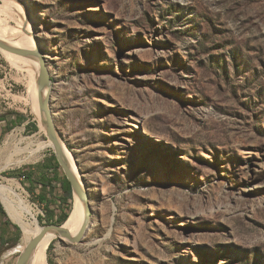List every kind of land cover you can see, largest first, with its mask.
<instances>
[{"label": "rangeland", "instance_id": "1", "mask_svg": "<svg viewBox=\"0 0 264 264\" xmlns=\"http://www.w3.org/2000/svg\"><path fill=\"white\" fill-rule=\"evenodd\" d=\"M10 1L5 34L23 40L21 7L91 212L79 243H48L47 264H264V0ZM32 70L0 50V184L45 227L62 192L40 183L55 154ZM29 140L44 146L14 153ZM0 206V264H16L21 231Z\"/></svg>", "mask_w": 264, "mask_h": 264}, {"label": "bare ground", "instance_id": "2", "mask_svg": "<svg viewBox=\"0 0 264 264\" xmlns=\"http://www.w3.org/2000/svg\"><path fill=\"white\" fill-rule=\"evenodd\" d=\"M8 1H9V4L11 5V7L13 8V10H16L15 9L16 6H15L14 2H12L10 0H8ZM17 13H19V15L21 14L23 16L21 18V20L19 21L21 29H22V33H23V40L15 37L14 35L5 34V27H4L3 20L0 19V41L5 43L8 47H10L12 49H16V50H20L18 48L19 42L24 41L25 52H27V54H29V55L28 56H22V58L24 59L25 62H27L28 59H31L32 68L34 70V71L32 70L31 72H33V73L35 72V82L36 83L34 82L35 87L31 88L32 111L34 114H36V117L39 119L40 128L42 130H45L44 125H43L42 113H41L42 97H39L42 95L39 93V90L37 89V87H38L37 81H38V77H39L40 64H39V60L36 57L35 53L39 52L40 48L35 45V42L33 40L34 38L32 37L31 32L28 31L27 29H25V26H24V22H26L25 14H24L25 12L23 11V9L21 7H18ZM20 51H22V50H20ZM32 53H34V55ZM16 60H17V58L14 57V61H16ZM36 61L38 62L37 63V69L35 66ZM47 93H49V90L46 89L44 91V95ZM40 117H41V119H40ZM49 143H51V141ZM51 145H52V143H51ZM43 146L44 145L42 143H36L34 141L29 140V142L26 143L25 148L15 149L14 153L20 154V153H23L26 151H30L33 148L39 150ZM64 154H65L66 160L68 162L69 161L68 156H67L65 151H64ZM68 163L72 169V172L74 173V175L78 179L79 183L81 184V181L79 178V172L77 171V169L75 168L74 165H72L70 162H68ZM0 200H1L2 206L5 210V212L7 213L8 217L10 218V220L14 224H16L21 231V241H20V245L18 247V249L21 250L22 249L21 247L25 248L27 243L31 239H33L35 236L38 235V233L40 232V226L35 221L31 220L33 210L30 208L28 202L21 195H19L16 192L15 186L9 185L8 187H6V186L4 187L0 184ZM73 205H74L73 213H72L70 219L66 222V224H64L62 229L70 237H77L79 234H81L82 231L85 230L84 228L87 226V223L90 220L89 214H91V212L90 211H89V213L87 212V208L85 207L84 203L81 202L76 196H74ZM55 238H58L60 241L64 240L60 237H57L53 233L46 234L45 237L41 240V242L36 247L29 264H47V261H46L47 245L49 242H51Z\"/></svg>", "mask_w": 264, "mask_h": 264}, {"label": "water", "instance_id": "3", "mask_svg": "<svg viewBox=\"0 0 264 264\" xmlns=\"http://www.w3.org/2000/svg\"><path fill=\"white\" fill-rule=\"evenodd\" d=\"M0 50L3 51H8L10 53H15L17 55L21 56H28L27 52L25 51H20L16 49H12L8 47L5 43L0 41ZM34 55V53H32ZM36 57L39 60L40 64V70H39V77H38V90L39 93L42 95V102H41V113H42V118H43V125L45 128L46 136L52 143V148L55 154V158L63 170L64 176L69 182L72 190L73 196H76L81 202L84 203L85 207L87 208V212L89 213V207H88V196L86 194L85 188L79 183L78 179L72 172V169L69 165V163L66 160L65 154H64V149L62 148V145L60 143L58 134L56 133L53 122H52V116L50 112V107H49V93L44 95V91L47 89L50 91V78L48 75V71L46 70L44 66V61L42 58L41 52H36L35 53ZM70 217V216H69ZM68 217V219H69ZM68 219L65 221V223L68 221ZM64 223V224H65ZM64 224L61 226L52 224L48 225L45 227H40V232L38 233L37 236H35L33 239H31L24 250L20 253L16 264H29L32 255L38 246V244L41 242V240L45 237L46 234L53 233L57 237H60L62 239L67 240L70 243H79L81 240L82 236L85 233V230L81 232L77 237H70L67 235V233L62 229Z\"/></svg>", "mask_w": 264, "mask_h": 264}, {"label": "trees", "instance_id": "4", "mask_svg": "<svg viewBox=\"0 0 264 264\" xmlns=\"http://www.w3.org/2000/svg\"><path fill=\"white\" fill-rule=\"evenodd\" d=\"M21 121H23V117L20 114H16ZM6 117L0 116V121H5ZM33 130H36V126H33ZM5 134V131L1 134V137ZM0 137V138H1ZM60 169V166L58 162L56 161V158L53 157V159L48 163L44 165V171L45 172H52V176L47 179L46 175H41L40 179L42 182V187L44 189L48 188L50 192L53 191L54 187L52 186V182H59L62 195L60 198L57 199V206L59 209V215L56 217V220L54 222L55 225L61 226L65 223V221L68 219L70 215V208L69 202L73 199V194L71 190V186L65 176L62 177V179H58L57 170ZM27 180H31L32 174H29L27 177H25ZM39 200L43 203L44 202V196L43 194L39 195ZM49 203L46 201L45 205L47 206ZM45 207V206H44ZM49 209V208H48ZM48 209H45V213L47 215V219L49 222H52V219L54 218V215L51 211ZM0 213L4 214L2 207L0 206ZM53 223V222H52ZM52 225V224H51ZM16 230L18 231V228L16 227ZM19 241V237L16 236L14 239L11 240L13 244L17 243ZM51 247V246H50ZM49 247V249H50Z\"/></svg>", "mask_w": 264, "mask_h": 264}]
</instances>
